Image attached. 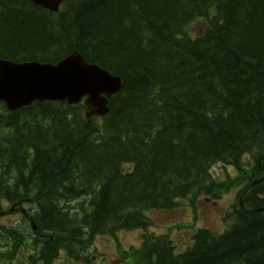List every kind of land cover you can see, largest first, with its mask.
<instances>
[{
	"label": "trees",
	"instance_id": "obj_1",
	"mask_svg": "<svg viewBox=\"0 0 264 264\" xmlns=\"http://www.w3.org/2000/svg\"><path fill=\"white\" fill-rule=\"evenodd\" d=\"M71 51L122 88L88 122L82 103L0 102V211L25 210L0 224V263L52 264L63 251L81 264H264V175L245 190L264 172V0H63L57 13L0 0L1 58ZM218 163L236 175L217 180ZM232 188L223 232L193 228L177 252L168 233L147 231V211L186 200L195 216L199 198ZM132 229L146 232L110 258L120 263L93 260L96 236Z\"/></svg>",
	"mask_w": 264,
	"mask_h": 264
},
{
	"label": "water",
	"instance_id": "obj_2",
	"mask_svg": "<svg viewBox=\"0 0 264 264\" xmlns=\"http://www.w3.org/2000/svg\"><path fill=\"white\" fill-rule=\"evenodd\" d=\"M30 1L54 12L62 0ZM122 84L120 75L88 63L76 51L54 63L14 62L0 58V101L7 110L29 105L33 101L66 100L77 103L85 96L86 117L102 116L108 112V97L119 92ZM32 228L36 226L33 224Z\"/></svg>",
	"mask_w": 264,
	"mask_h": 264
},
{
	"label": "rangeland",
	"instance_id": "obj_3",
	"mask_svg": "<svg viewBox=\"0 0 264 264\" xmlns=\"http://www.w3.org/2000/svg\"><path fill=\"white\" fill-rule=\"evenodd\" d=\"M248 161V155L242 157L241 164L244 168L249 167ZM210 172L217 180H223L228 177L232 178L236 175V170L232 166L221 163L212 165ZM237 191L238 188H232L227 192L221 193L216 200L211 199L209 196L210 200L202 196L196 202L195 216L186 200H181L180 205L173 210H149L146 215H149L151 220L155 223L151 231L156 234L168 233L169 237L172 238V241L176 245L175 250L181 252L191 241L193 228L197 226L206 227L214 233H221L224 230L227 223L223 222V215L226 210H229L230 205L235 202ZM4 206L7 207V204H4ZM19 219V213L9 214L6 217H2L0 223L13 224ZM141 235L142 232L137 230H123L117 232L116 239L121 247L127 248L131 244H134V246L139 244L138 239ZM106 237L107 238L101 236L96 237L93 240L90 252L95 253L99 258L106 257L111 261L110 258L113 257V251L115 248L117 249V242L113 241L109 236ZM18 258L19 260L15 262H19L20 264L21 261L25 259L23 255H19ZM55 260V264H60L62 261H65V264H81L68 260L64 255H58ZM115 261H117V257L111 262ZM96 264H102L101 260L97 261Z\"/></svg>",
	"mask_w": 264,
	"mask_h": 264
},
{
	"label": "flooded vegetation",
	"instance_id": "obj_4",
	"mask_svg": "<svg viewBox=\"0 0 264 264\" xmlns=\"http://www.w3.org/2000/svg\"><path fill=\"white\" fill-rule=\"evenodd\" d=\"M263 173H262V175L259 177V179L258 178H256V179H258L257 181H253L252 182V184H251V187L254 189V187H256V186H258V184L260 183V181L263 179L262 177H263ZM263 196H264V193H263ZM151 230H152V226L151 227H149L148 229H147V231L148 232H151ZM137 231H139V232H146V231H144V230H142V229H137ZM61 251H58V253H57V255L60 253Z\"/></svg>",
	"mask_w": 264,
	"mask_h": 264
},
{
	"label": "bare ground",
	"instance_id": "obj_5",
	"mask_svg": "<svg viewBox=\"0 0 264 264\" xmlns=\"http://www.w3.org/2000/svg\"><path fill=\"white\" fill-rule=\"evenodd\" d=\"M34 61V60H33ZM38 62V61H37ZM41 63H44V62H41ZM264 173V172H263ZM259 179V178H258ZM258 179H256V178H253L252 180H251V182H250V184H249V186L245 189L246 190V192H248V190H252V187H251V184H252V182L253 181H257ZM263 195V194H262ZM152 227H153V225H152ZM132 230H137V229H132ZM61 253V252H60ZM59 253V254H60Z\"/></svg>",
	"mask_w": 264,
	"mask_h": 264
}]
</instances>
